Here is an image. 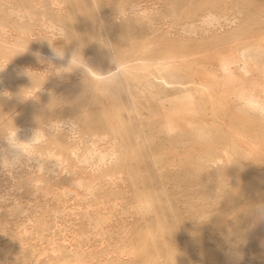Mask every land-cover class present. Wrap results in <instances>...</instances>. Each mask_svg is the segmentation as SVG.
Instances as JSON below:
<instances>
[{
	"label": "bare ground",
	"instance_id": "bare-ground-1",
	"mask_svg": "<svg viewBox=\"0 0 264 264\" xmlns=\"http://www.w3.org/2000/svg\"><path fill=\"white\" fill-rule=\"evenodd\" d=\"M258 149L264 0H0V264H264Z\"/></svg>",
	"mask_w": 264,
	"mask_h": 264
},
{
	"label": "rangeland",
	"instance_id": "rangeland-1",
	"mask_svg": "<svg viewBox=\"0 0 264 264\" xmlns=\"http://www.w3.org/2000/svg\"><path fill=\"white\" fill-rule=\"evenodd\" d=\"M144 2H148L149 0H143ZM54 15H56V16H60L61 18H64V17H66V14H65V12L64 11H60V12H57V14H54ZM13 32H12V34H11V37L13 36V35H15V36H13L14 37V40H18L19 39V33L17 32V31H15V30H12ZM16 33H18V34H16ZM12 37V38H13ZM263 150V149H262ZM260 151L259 149H258V152H256V153H258V155L261 153V152H264V150L263 151ZM256 151H257V149H256ZM255 153V154H256ZM264 154V153H263ZM262 153L260 154V155H263ZM264 156V155H263ZM262 157V156H261ZM263 159H264V157H262ZM239 199H241V198H239ZM244 205H246V203H243ZM241 205H242V203H241ZM238 206H240V205H238ZM238 206H234V207H236V208H234L235 210H238L239 209V207ZM243 206V205H242ZM242 206H241V209H242ZM249 206V204H247V207ZM245 206H243V208H244ZM247 207H245V209H243L244 211H242V212H240V211H235V212H232V213H229L226 217H224V219H220V218H218V210H214V211H211L210 212V214H211V216H212V218L209 220V221H206L205 223L211 228V229H213L214 230V233H215V235H216V238L215 239H212V238H205L204 240H203V242H204V245L205 246H211V252H215V249L213 248L214 246H215V244H216V241H219V242H221V241H225V239L223 240V234H222V232L226 229V225H227V222H230L233 218H234V216H237V215H243V216H251V215H255V212H253V214H251L252 212H250V211H248V210H246L247 209ZM250 208V207H249ZM241 209H239V210H241ZM246 210V211H245ZM249 212H250V214H249ZM248 214V215H247ZM77 222V225H76V229H77V232L79 233V229H80V227H81V224H79L81 221H80V219L79 220H77L76 221ZM79 235V234H78ZM75 242H76V240H75ZM74 242V243H75ZM225 243V242H224ZM223 243V244H224ZM96 247V246H95ZM208 256H211L210 254L208 255ZM118 260V259H117ZM118 264H123V260H118Z\"/></svg>",
	"mask_w": 264,
	"mask_h": 264
},
{
	"label": "clouds",
	"instance_id": "clouds-1",
	"mask_svg": "<svg viewBox=\"0 0 264 264\" xmlns=\"http://www.w3.org/2000/svg\"><path fill=\"white\" fill-rule=\"evenodd\" d=\"M64 53L61 54L59 51L54 50V58L55 59H63Z\"/></svg>",
	"mask_w": 264,
	"mask_h": 264
}]
</instances>
